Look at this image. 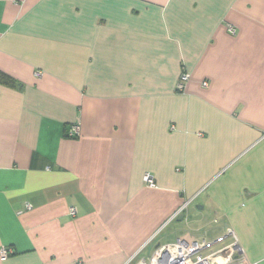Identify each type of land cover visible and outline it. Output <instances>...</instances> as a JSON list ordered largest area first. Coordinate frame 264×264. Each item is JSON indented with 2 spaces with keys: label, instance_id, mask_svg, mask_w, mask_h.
I'll use <instances>...</instances> for the list:
<instances>
[{
  "label": "crops",
  "instance_id": "1",
  "mask_svg": "<svg viewBox=\"0 0 264 264\" xmlns=\"http://www.w3.org/2000/svg\"><path fill=\"white\" fill-rule=\"evenodd\" d=\"M0 71V264H137L226 225L264 264V0H0Z\"/></svg>",
  "mask_w": 264,
  "mask_h": 264
},
{
  "label": "built area",
  "instance_id": "2",
  "mask_svg": "<svg viewBox=\"0 0 264 264\" xmlns=\"http://www.w3.org/2000/svg\"><path fill=\"white\" fill-rule=\"evenodd\" d=\"M227 28L231 33L236 32L231 24ZM35 75L41 76L42 72L37 71ZM191 79L190 72L184 70L178 81L177 90L185 91ZM201 84L203 87H208L209 82L203 80ZM67 134L78 136L80 134L79 123L72 124ZM144 181L150 187L157 186L154 176L148 172L144 174ZM186 206L187 203L182 210ZM27 207L31 208L29 204ZM70 214L77 215L76 207L71 206ZM0 253L2 257H6L12 254L13 250L3 247ZM137 264H254V262L249 260L235 229L226 225L222 232L214 236L208 233L196 237L184 235L174 242L160 244L150 256L139 259Z\"/></svg>",
  "mask_w": 264,
  "mask_h": 264
},
{
  "label": "trees",
  "instance_id": "3",
  "mask_svg": "<svg viewBox=\"0 0 264 264\" xmlns=\"http://www.w3.org/2000/svg\"><path fill=\"white\" fill-rule=\"evenodd\" d=\"M0 83L10 87H16L17 81L5 72L0 71Z\"/></svg>",
  "mask_w": 264,
  "mask_h": 264
}]
</instances>
